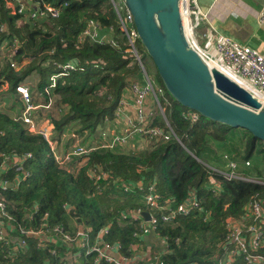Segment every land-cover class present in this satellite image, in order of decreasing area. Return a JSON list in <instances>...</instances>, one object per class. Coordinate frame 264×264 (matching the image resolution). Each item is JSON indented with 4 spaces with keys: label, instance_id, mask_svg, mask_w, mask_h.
I'll use <instances>...</instances> for the list:
<instances>
[{
    "label": "trees",
    "instance_id": "16d2710c",
    "mask_svg": "<svg viewBox=\"0 0 264 264\" xmlns=\"http://www.w3.org/2000/svg\"><path fill=\"white\" fill-rule=\"evenodd\" d=\"M12 1L0 0V25L7 27L5 32L0 31V45L8 39V50L3 58L0 50L3 60L0 63V87L6 83L9 90L15 92L16 85L35 70L40 75L38 88L43 91L50 75L58 71L57 64L76 59L79 67L56 80L54 105L60 116L51 122L55 132L75 126L69 128L70 131L75 128V132L92 134L103 125L105 118L113 116L130 82L144 78L111 1L34 0L55 5L67 2L57 18L41 19L34 25L22 22V15L11 9L9 3ZM90 18L98 21L104 30L112 28L117 46L93 43L88 39L78 43L79 34ZM12 41L17 42L18 48L8 57ZM136 43L142 59L141 53L145 49L139 40ZM11 62L15 63L14 67ZM43 63L46 64L44 68ZM155 77L154 81L164 91L160 96L163 98H159L164 119L175 136L151 145L144 153H126L118 149L92 151L75 174L58 165L42 135L32 133L23 123L0 112V164L4 155L31 154L22 165L29 177L21 184L14 183V188L4 193L9 201L8 210L15 215L14 221L6 224L13 237L17 234L18 222L36 226L47 212L44 221L58 224L65 230H70V219L93 231L109 225L110 238L127 247L133 242L132 232L137 225L134 211L137 208L150 210L144 197L153 184L162 200L160 203H169L167 198L171 197L170 205L175 206L194 192L202 206L201 210L195 209L189 215H178L169 222L158 224L160 235L166 238L163 250L149 234L155 242L154 249L162 250L163 262L203 264L224 253L227 221H242L252 197L256 193L264 197V185L237 178L226 179L214 170H223L218 164V156L223 150L234 151L242 147L239 157L252 159L254 164L253 171L248 166L243 168V174L264 179L260 170L264 143L245 129L232 128L201 115L197 122L185 119L182 112L186 108L166 91L157 70ZM164 119L157 115L152 123L165 127ZM91 171L101 177H92ZM15 172L11 167L3 178L14 181ZM214 182L219 186L218 192L212 190ZM138 185H142L143 190L140 191ZM35 208L38 210L30 220ZM206 211L208 218L204 221ZM122 214H127L126 219ZM244 222L248 223V220ZM6 249L7 246L0 245V264H41L46 257L32 247L3 259ZM259 252L264 254V246ZM231 264L246 263L242 255H237Z\"/></svg>",
    "mask_w": 264,
    "mask_h": 264
},
{
    "label": "built area",
    "instance_id": "2783aa9c",
    "mask_svg": "<svg viewBox=\"0 0 264 264\" xmlns=\"http://www.w3.org/2000/svg\"><path fill=\"white\" fill-rule=\"evenodd\" d=\"M117 15L121 29L128 39L130 51H132L141 64L137 52L138 34L133 23V16L125 6L123 0H110ZM15 6L13 12L28 17L30 20L57 18L67 2L62 4H51L47 2H36L34 0H13ZM183 20L191 45L207 60L215 66L235 78L237 82L245 86L249 91H254L253 95L264 103V55L255 51L247 45H243L219 34L216 29L207 22L206 14L202 10L199 0H184ZM257 21L264 24V3L257 15ZM205 28L199 32L201 24ZM6 25H0V31L5 32ZM88 39L93 43L116 45L113 37L112 28L104 30L100 23L92 18L86 20L83 30L79 34L78 43ZM201 41L204 42L203 45ZM16 41L11 42L8 57L17 51ZM6 56L5 51H1V57ZM11 66H15L11 62ZM58 71L49 77V83L40 92V96L45 98L43 104H34L28 87L20 82L16 85V93L21 101L20 111L12 116L14 121L21 122L32 133L43 136L48 142V146L54 156L55 161L61 168L67 169L75 174L79 167L88 160V155L92 151L118 149L126 153H136L141 146L136 143L143 139L146 146L160 142H166L175 136L172 128L164 119L163 107L159 97L163 95V88L144 74V80L140 82L134 79L130 82L128 90L129 96L122 94L113 116L105 118L102 126L88 134L87 132L77 134L75 130H69L67 135L74 142L70 148L63 150L57 145L60 142L55 137L53 124L46 127L34 121L33 110L39 105L41 108H49L55 97L53 89L56 80L60 75L68 73L72 69L79 67L76 59L69 60L63 64H57ZM149 99L154 103L150 106ZM37 115V113L35 114ZM161 115L165 120V127L153 124L154 118ZM185 119L190 122H197L200 115L190 109L182 112ZM54 132V134H53ZM87 135H91L92 140L82 142ZM53 136V137H52ZM90 138V139H91ZM31 157L30 153L18 156L4 155L0 164V245L8 247L3 253V259L15 256L21 251H28L32 247L45 254L44 262L41 264H168L161 260L162 250L149 248L144 240L147 236L149 242L154 244L149 234L156 236L166 248V238L160 235L157 226L160 222H169L178 215H189L195 209L201 210L199 200L194 192H190L188 198L175 206H171L172 198L169 203H160V195L155 192L154 185L148 187L149 193L144 197L145 205L150 210L137 208L133 218L136 221V228L132 232L133 242L125 247L122 242L110 238L111 227L101 226L95 231L88 227L78 224L76 221L73 230H65L58 224H51L44 221L48 213L45 212L37 221L36 226H26L18 222L16 226V236L13 237L6 229V224L14 221L15 215L8 210L9 201L5 196V190L14 188L23 183L29 177V172L22 168L23 162ZM76 159V160H74ZM223 170H216L226 179H242L245 181L257 182L264 185V179L248 176L240 170L239 162L232 158L228 153H222ZM250 159L242 161V168L250 166ZM11 167L17 174L13 180L3 178ZM90 175L99 179L101 175L91 171ZM104 176V174H103ZM11 183V185H9ZM128 187H125L127 190ZM138 189L143 190L142 185ZM219 186L214 182L212 190L218 192ZM216 192V193H217ZM35 208L30 214L29 219L33 220V215L37 212ZM142 211H148L150 217L145 219ZM127 214H122L126 219ZM208 218V211L205 212L203 220ZM248 220V223L244 221ZM158 244V243H157ZM264 246V197L256 193L248 202L247 213L242 221L230 219L227 221V233L225 236V251L222 255H217L216 259L203 264H231L237 257L242 255L246 264H264V254L259 249ZM166 251V250H165ZM197 264V263H190Z\"/></svg>",
    "mask_w": 264,
    "mask_h": 264
},
{
    "label": "water",
    "instance_id": "95a60500",
    "mask_svg": "<svg viewBox=\"0 0 264 264\" xmlns=\"http://www.w3.org/2000/svg\"><path fill=\"white\" fill-rule=\"evenodd\" d=\"M123 2L171 97L202 117L245 129L264 143V103L191 45L183 20L184 0ZM142 214L149 219L148 211ZM144 240L151 246L147 236Z\"/></svg>",
    "mask_w": 264,
    "mask_h": 264
},
{
    "label": "crops",
    "instance_id": "0c3cea01",
    "mask_svg": "<svg viewBox=\"0 0 264 264\" xmlns=\"http://www.w3.org/2000/svg\"><path fill=\"white\" fill-rule=\"evenodd\" d=\"M199 2L206 14L207 22L219 34L228 36L234 41L247 45L264 55V24L257 21V15L264 0H199ZM205 26L206 22L205 25L201 24L198 29L199 32ZM201 43L203 45L204 42L201 41ZM15 95L17 96V94ZM125 95L129 96L128 90L125 91ZM149 102H151L150 106L154 105L151 99H149ZM87 137H91V135H87ZM63 144L57 143L63 150H66ZM141 148L146 149L149 147L142 145ZM69 222L71 223L70 229L73 230L76 222L72 219ZM153 238L158 243V248L163 249V243H160L156 236H153ZM151 247H154V244L151 243L149 248Z\"/></svg>",
    "mask_w": 264,
    "mask_h": 264
},
{
    "label": "rangeland",
    "instance_id": "374dc122",
    "mask_svg": "<svg viewBox=\"0 0 264 264\" xmlns=\"http://www.w3.org/2000/svg\"><path fill=\"white\" fill-rule=\"evenodd\" d=\"M12 7L11 9L15 6V3L12 1L9 3ZM22 19V22H26V23H29V24H36V23H39L41 21V19L39 20H36V21H33V20H30L28 17L22 15L21 17ZM21 21V20H20ZM202 44V43H201ZM138 45V43H137ZM0 50L1 51H7L8 50V39H4L0 45ZM141 56H142V59L141 60V67H142V71L143 73L149 78V79H152L153 81L155 80V73H156V68L151 60V58L149 57V55L145 52L142 51L141 53ZM3 60L0 59V63H2ZM214 66L215 64L212 63ZM44 66L46 67V64L43 63L42 64V67L44 68ZM235 79V78H234ZM140 81H143V79H139ZM40 82V75L37 71H32L30 74H28L25 79L23 80V83L28 87L29 89V92L32 96V100L34 102V104L38 103V104H43L46 102L45 98L41 97L39 94H40V89L38 88V84ZM243 86V85H242ZM245 87V85H244ZM17 94L16 91L15 92H11L7 86L6 83H4V85H2L0 87V112L2 113H5L9 116H14L16 115L19 111H20V108H21V101H20V98L18 97V94L17 96L15 95ZM160 99L163 98V97H159ZM13 99H16L15 101ZM55 100H56V95L55 97L53 98L52 100V105L49 107V108H41L39 105L37 106V108L35 110H33V115H34V121L39 123V124H43L44 126L46 127H51L50 126V122H51V119H58L59 116H60V112L57 108V105L55 106L54 103H55ZM37 113V115H35ZM75 127V126H73ZM72 126L66 128L65 130L63 131H56L55 132V137L57 138V140L60 142L61 140L63 141V147L65 149L67 148H70V146L72 145V143L74 142L73 140H70V137L69 135H67V132H69V128H73ZM52 128V127H51ZM76 128V127H75ZM74 128V130H75ZM63 132V133H62ZM94 133V132H93ZM54 134V132H53ZM77 134L79 135H82L81 133H78ZM53 137V136H52ZM91 137H86L84 138V140L82 141L83 143L84 142H87V141H91L92 138L90 139ZM136 143H140L139 146H144L145 142L143 139H140V140H137ZM229 143H232L231 141H229ZM238 143V142H237ZM239 143H243L239 141ZM243 145V144H242ZM145 150H148V148L146 149H142L141 147L139 148L138 153H144L146 152ZM228 153L232 158L236 159L238 162H239V165H240V170H245L242 168V161L244 159L240 158L239 156L241 155V148L239 147L238 149H234L233 150H230V149H227V150H223L220 155L218 156V164L219 166H221L223 168V161L221 159V156H222V153ZM76 160V159H74ZM251 163H250V166H249V170L250 171H253L254 169L253 166V161L252 159H250ZM260 170H261V173L263 171V175H264V159L262 160V166H260ZM260 178H263V177H260ZM69 225L71 226V223L69 222Z\"/></svg>",
    "mask_w": 264,
    "mask_h": 264
},
{
    "label": "bare ground",
    "instance_id": "6f19581e",
    "mask_svg": "<svg viewBox=\"0 0 264 264\" xmlns=\"http://www.w3.org/2000/svg\"><path fill=\"white\" fill-rule=\"evenodd\" d=\"M210 62V61H209ZM212 64V62H210ZM247 87V85H245ZM252 94L254 93V91H250Z\"/></svg>",
    "mask_w": 264,
    "mask_h": 264
}]
</instances>
